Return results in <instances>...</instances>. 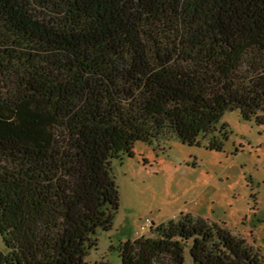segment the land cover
I'll list each match as a JSON object with an SVG mask.
<instances>
[{"label":"trees","instance_id":"16d2710c","mask_svg":"<svg viewBox=\"0 0 264 264\" xmlns=\"http://www.w3.org/2000/svg\"><path fill=\"white\" fill-rule=\"evenodd\" d=\"M233 110L264 124V0H0V264H88L120 206L113 160L221 150ZM154 233L112 247L120 264H187L190 241L193 264H264L190 213Z\"/></svg>","mask_w":264,"mask_h":264},{"label":"rangeland","instance_id":"374dc122","mask_svg":"<svg viewBox=\"0 0 264 264\" xmlns=\"http://www.w3.org/2000/svg\"><path fill=\"white\" fill-rule=\"evenodd\" d=\"M153 23L154 29L164 28L170 16ZM175 62L194 66L183 54ZM223 124L227 137L221 150L208 148L202 137L194 146L178 139L153 145L137 141L132 156L113 160L120 206L112 230L97 231L98 246L86 257L88 264H120L112 247L142 235L154 236L158 224L188 213L224 227L264 255V124L255 118L245 120L239 110L225 112ZM191 244L187 264H193ZM0 251L7 252L1 235Z\"/></svg>","mask_w":264,"mask_h":264},{"label":"built area","instance_id":"2783aa9c","mask_svg":"<svg viewBox=\"0 0 264 264\" xmlns=\"http://www.w3.org/2000/svg\"><path fill=\"white\" fill-rule=\"evenodd\" d=\"M148 224H149V223H147V224H145V225H142V226H141V229H142V230H145V229H146V226H147ZM150 225H151V224H150Z\"/></svg>","mask_w":264,"mask_h":264}]
</instances>
